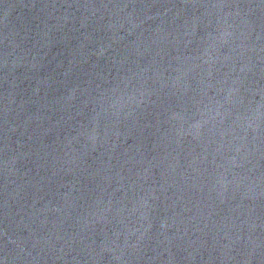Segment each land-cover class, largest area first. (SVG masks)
I'll return each mask as SVG.
<instances>
[{"label": "water", "instance_id": "water-1", "mask_svg": "<svg viewBox=\"0 0 264 264\" xmlns=\"http://www.w3.org/2000/svg\"><path fill=\"white\" fill-rule=\"evenodd\" d=\"M0 264H264V0H0Z\"/></svg>", "mask_w": 264, "mask_h": 264}]
</instances>
